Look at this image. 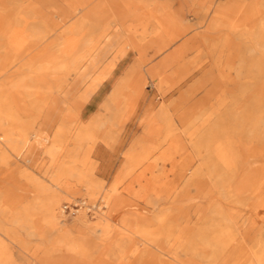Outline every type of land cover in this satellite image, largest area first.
I'll return each instance as SVG.
<instances>
[{"label": "rangeland", "instance_id": "1", "mask_svg": "<svg viewBox=\"0 0 264 264\" xmlns=\"http://www.w3.org/2000/svg\"><path fill=\"white\" fill-rule=\"evenodd\" d=\"M92 2L99 18L61 23L62 1L0 0V264H42L44 239L13 222L8 194L58 199L59 264H264V28L245 20L249 0ZM167 16L179 29L161 30ZM89 38L74 54L103 39L101 61L79 80L62 47ZM134 70L144 96L137 76L113 105ZM191 108L187 131L178 115Z\"/></svg>", "mask_w": 264, "mask_h": 264}, {"label": "bare ground", "instance_id": "2", "mask_svg": "<svg viewBox=\"0 0 264 264\" xmlns=\"http://www.w3.org/2000/svg\"><path fill=\"white\" fill-rule=\"evenodd\" d=\"M59 1H62L65 5V8H66V9H64L58 13H57V11L56 12L54 11L55 13H57L59 15L61 23L67 21L69 18H72L74 15L76 16L79 13L80 14L83 13L85 15H88L92 18V20H94L95 17L99 18L103 14V11H104L101 8L104 5L99 4V3L94 5L92 2L93 0H59ZM194 1L195 0H183V2H184L183 4L185 5L188 3H194ZM45 2L42 1L40 3L45 4ZM263 3H264V0H249V2L247 4L246 9H247L248 14L247 15L245 14V16H246L245 20H247L249 24L251 23L253 30H255L254 26L256 25V23H261V27L264 28V10L262 9ZM42 4H40V5H42ZM115 6H118V5H115ZM27 8L30 12H32V10L30 9L29 6ZM39 10L35 11V15H37L40 18L45 17V19L47 18V20H50L54 24H56V22L53 21V18L51 15L49 16L45 11H43L40 8H39ZM115 17H117V19H115L113 21L114 25L113 24L111 25L112 26L110 28L111 33H113V31L114 32L117 31L122 26V24L120 23V21L118 19L117 13H115ZM247 17H249V18H247ZM160 23H161V26H160L161 30L170 31L171 28H175V27L179 29V24H178L177 20H175L169 16H167L162 21H160ZM87 24H89L88 28L90 29V31H93V29L95 28L94 24L93 23L91 24V20L86 21L84 17L81 18V22L79 23L78 28L82 29V28L86 27ZM256 31H258V30L256 29ZM105 32H108V31H103V33H102V36L104 37V38L103 37L102 38L104 39V41H106V39L108 38L107 35L105 36ZM103 39H98L91 50L86 51L83 55L81 54L80 56H76L74 54L76 52L75 50H77L80 46H86V45L90 46L92 43L91 38H89L86 42H84L82 44H81V42L80 43H77V42L74 43L72 41H67L64 43V45L62 47V53H63L62 55H67L69 58L68 59L69 67L67 69L69 71L71 70V71L75 72V74L78 75L79 80L87 77L88 74L90 73V71L96 69L97 66L100 64L101 58L100 57H94V52H95L94 50L99 46L100 42L103 41ZM11 41H13V40H11ZM106 45H110V41L106 42ZM168 46H169V43L164 44L163 48H167ZM103 50L104 49H102V51ZM102 53L104 54L105 52H102ZM61 60H62V57H61ZM259 63H261V62H259ZM239 72H240V74H242L241 70ZM146 73L151 75L150 72H146ZM137 76L140 78V82L138 84L137 94L139 96H144L145 78L143 77V74H138L137 71L134 70L129 74V76L121 84V86H119L117 93L115 94L114 99L112 100L113 105L117 104V102H120L121 99H125L128 96H130L129 94H126L124 91L126 90L129 92L131 85L133 84V81ZM153 76L154 75H152V77ZM107 109H109V108L107 107ZM115 110H116V112L119 111L117 106L115 107ZM107 111H109V110H107ZM195 111L196 110L194 108H191L190 110L184 111V112L180 113V115H178L179 122L183 125V127L187 131H189V127H191V125H192L193 116H194ZM149 112H148V114H149ZM160 117L166 122V124L170 128L173 126L174 119H173L172 115H170V112L167 109L162 108V110L160 112ZM50 120H51V118L47 119V117H46L45 121H44V125H45L47 130L50 128H53L52 126H50ZM99 126H100V122H96L93 124L92 128H93V130H96V129H99ZM85 131L86 132L84 133V135H81L77 139L76 143H77V146L79 149L82 147L84 142H86L88 140H93L92 136L89 135V134H91V135H93V134L88 132L87 129ZM58 134L59 133H57L58 140H60L59 139L60 136ZM189 134L193 135L192 133H189ZM38 135H40V134H38ZM38 135H36V136H38ZM24 142L26 143L25 140H24ZM10 143H12L11 137H10ZM34 149H35V146L34 145L31 146L30 152ZM50 153L52 154V152H50ZM184 166L185 167L187 166L186 163L181 165V168L182 167L184 168ZM77 176H79L81 178V175H77ZM37 188L40 190L43 189V187H40V186ZM161 199L162 198H159V201ZM58 202L59 201L56 197L45 198L41 194H37L35 196H32V198H31V196H13V197H10V194H8V196L5 199L6 213L10 214V211H11L13 214H15L13 222L16 223L17 225L21 226L25 230H30V231L33 230L34 232L35 231L38 232V236L41 239H44V242L42 243V245L37 247L32 253V256L39 259L42 264H59L60 263L59 261L54 259L59 254L57 244L59 242L60 231L63 229L61 226V223L59 221V218H58V212H57ZM224 207H226V206H224ZM111 217H112V215H111ZM32 224H36L38 226L35 229H32V227L30 226ZM42 224L48 225V228L46 231H42L43 230V227H41ZM0 230H1V227H0ZM8 236H10V234H8ZM11 236L14 237L13 235H11ZM188 238L189 237L183 239V241H186ZM208 245H212V242L210 241L208 243ZM71 251L72 252L77 251L75 246H71ZM29 252H30V250H29ZM40 253H42V254H40ZM214 255H215L214 257H216V258L218 257V250H215Z\"/></svg>", "mask_w": 264, "mask_h": 264}, {"label": "built area", "instance_id": "3", "mask_svg": "<svg viewBox=\"0 0 264 264\" xmlns=\"http://www.w3.org/2000/svg\"><path fill=\"white\" fill-rule=\"evenodd\" d=\"M83 203L82 202H77V203H73V204H66L62 211L64 214L69 215V216H75L80 209L83 207ZM89 212L92 211V208L89 207L88 209Z\"/></svg>", "mask_w": 264, "mask_h": 264}]
</instances>
